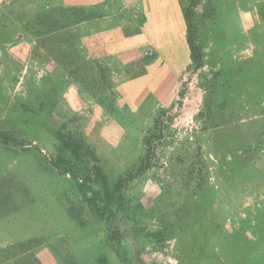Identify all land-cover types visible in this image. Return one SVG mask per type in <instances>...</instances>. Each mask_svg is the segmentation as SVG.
Wrapping results in <instances>:
<instances>
[{
    "label": "rangeland",
    "instance_id": "obj_1",
    "mask_svg": "<svg viewBox=\"0 0 264 264\" xmlns=\"http://www.w3.org/2000/svg\"><path fill=\"white\" fill-rule=\"evenodd\" d=\"M77 9L0 3V128L16 138L0 144V264H264V0H198L202 66L146 114L120 104L119 86L153 55L129 66L86 57L77 25L109 8L83 20ZM162 110L154 164L123 190L116 250L55 166L65 148L53 131L66 123L113 177ZM91 165L78 162L94 177Z\"/></svg>",
    "mask_w": 264,
    "mask_h": 264
},
{
    "label": "crops",
    "instance_id": "obj_2",
    "mask_svg": "<svg viewBox=\"0 0 264 264\" xmlns=\"http://www.w3.org/2000/svg\"><path fill=\"white\" fill-rule=\"evenodd\" d=\"M52 1L79 9L109 8L101 17L77 25L79 48L86 57L129 66L145 55H153L142 74L119 86L120 104L146 114L158 103L170 100L179 76L190 62L186 25L178 0Z\"/></svg>",
    "mask_w": 264,
    "mask_h": 264
},
{
    "label": "trees",
    "instance_id": "obj_3",
    "mask_svg": "<svg viewBox=\"0 0 264 264\" xmlns=\"http://www.w3.org/2000/svg\"><path fill=\"white\" fill-rule=\"evenodd\" d=\"M178 1L186 25V41L190 59L188 66L198 69L202 66V49L197 38V26L193 21L194 8L198 0ZM77 10L83 14L81 20L85 19L84 10ZM24 108L29 110L27 106H24ZM163 112V110L158 112L157 116L154 117L153 126L143 136V151L138 160L123 172L114 174L113 177H110L104 169L103 159L97 155L95 149L83 137H77L67 131L65 128L66 123L60 124L53 131L55 138L65 148V151L61 152V149L59 150L56 158L58 162H55V166L62 172L69 173L71 178L78 183L90 212L104 223L109 235L116 240L118 244L115 246L116 250L123 247V239L121 238L123 235L120 230L113 229L112 225L125 209L126 202L123 197V190L133 179L153 166L155 141L163 136V129L160 126ZM15 140V137L0 128V144H11ZM78 162L82 163L84 169L88 170L90 168L89 163H91V167L94 169V177L88 171H81L82 168L78 167ZM78 179L81 181H78ZM93 183L95 186L92 185ZM89 192L90 194L87 195ZM103 260L104 264H108L106 259Z\"/></svg>",
    "mask_w": 264,
    "mask_h": 264
}]
</instances>
